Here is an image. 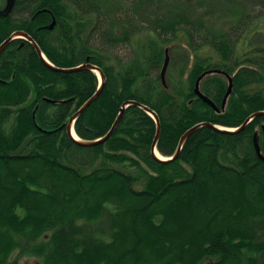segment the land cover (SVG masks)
<instances>
[{
    "label": "trees",
    "instance_id": "16d2710c",
    "mask_svg": "<svg viewBox=\"0 0 264 264\" xmlns=\"http://www.w3.org/2000/svg\"><path fill=\"white\" fill-rule=\"evenodd\" d=\"M18 31L33 42L0 52V264H264V115L182 143L264 111V0H15L0 45ZM34 43L105 76L76 118L82 140L138 102L106 140L68 133L96 72L56 70ZM211 69L200 89L219 110L195 92ZM146 107L158 152L177 157L154 155Z\"/></svg>",
    "mask_w": 264,
    "mask_h": 264
},
{
    "label": "water",
    "instance_id": "95a60500",
    "mask_svg": "<svg viewBox=\"0 0 264 264\" xmlns=\"http://www.w3.org/2000/svg\"><path fill=\"white\" fill-rule=\"evenodd\" d=\"M15 3V0H7L6 1V5L3 7V8H0V16H6L10 13V11L12 10L13 8V5ZM54 25V22L49 25V28L53 27ZM15 37H23L27 40H32V38L29 36L28 33L24 32V31H18L16 32L13 36H10L8 39H6L1 45H0V52L3 50V48L8 44L9 41H11L13 38ZM35 47L37 48L38 52L40 53V55L42 56L43 60L52 68L56 69V70H59V71H72V70H75L77 68H80V67H87V68H91L92 70H94L96 73L97 71L100 72L101 74V77H99L98 73V77L100 78V87L98 89V91L96 92V94L91 97V99H89L75 114L74 116L72 117V119L70 120V122L68 123V133L78 142L82 143V144H93V143H97V142H101V141H104L106 140L114 131L117 123L119 122L120 118H121V115L122 113L125 111L126 107L128 105H130L131 103H134V104H138V102H130L128 101L127 103H125V105L122 107V110H121V114L119 115L118 119L116 120L114 126L112 127V129L109 131V133L105 136V137H102V138H99L95 141H86V140H82L81 138H79L75 132V128H74V124H75V121H76V118L77 116L99 95V93L101 92L103 86H104V79H105V76L103 74V72L101 71V69L95 65H92V64H82V65H79L77 67H71V68H61V67H57L55 66L53 63H51L48 58L45 56V54L42 52V50L40 49V47L34 43ZM169 62H170V55H169V47H167L166 49V58H165V62H164V66H163V69H162V72H161V77H162V81L163 83L166 85V72H167V69H168V66H169ZM212 72H220L219 69H211V70H207L205 71L200 77L199 79L197 80V83H196V87H195V92L196 94L201 97L204 101H206L207 103H209L210 105H212L216 110H219V106L215 103V101L213 99H211L209 96H207L206 94H204L201 89H200V81L201 79L209 74V73H212ZM228 77H229V87L227 89V92L224 96V99H223V102H222V107L224 108L226 103H227V99L230 95V93L232 92V89H233V78L231 75L228 74ZM156 120L157 124H158V130H157V134L155 136V139H154V142H153V153L154 155L160 159V160H164V161H167V160H170V159H173L175 157H177L180 153V150H181V147L179 148V150L177 151L176 155L173 156V157H169V158H162V157H159L156 153L157 151V147H156V144H157V141H158V138H159V134H160V123H159V117L158 115L153 112L151 109L149 108H145ZM256 115H264V111H258L256 113H254L250 118H248L241 127H238V128H235V129H229V128H224V127H220V126H217L213 123H210V122H204L203 124H199V125H195L194 127L190 128L186 133L185 135L183 136L182 138V143L184 142L185 138L192 132L194 131L196 128H198L199 126L201 125H208V126H211V127H214L218 130H222V131H235V130H238V129H241L243 127H245V125ZM73 131L75 132V134L73 133ZM254 142H255V147H256V150H257V153L258 155L264 159V155L261 151V146L259 144V141H258V137H257V134H255V137H254ZM181 143V144H182Z\"/></svg>",
    "mask_w": 264,
    "mask_h": 264
},
{
    "label": "rangeland",
    "instance_id": "374dc122",
    "mask_svg": "<svg viewBox=\"0 0 264 264\" xmlns=\"http://www.w3.org/2000/svg\"><path fill=\"white\" fill-rule=\"evenodd\" d=\"M21 264H42V260L34 257H25L20 261Z\"/></svg>",
    "mask_w": 264,
    "mask_h": 264
},
{
    "label": "bare ground",
    "instance_id": "6f19581e",
    "mask_svg": "<svg viewBox=\"0 0 264 264\" xmlns=\"http://www.w3.org/2000/svg\"><path fill=\"white\" fill-rule=\"evenodd\" d=\"M97 73H98L99 77H101V74H100V72H99V71H97ZM73 133L75 134V132H74V131H73ZM75 136H76V134H75ZM156 153H157V155H158L159 157H162V156L159 154V152H158V151H156Z\"/></svg>",
    "mask_w": 264,
    "mask_h": 264
}]
</instances>
